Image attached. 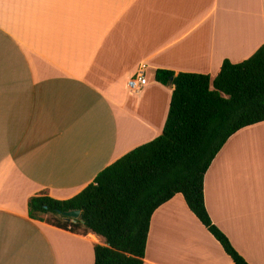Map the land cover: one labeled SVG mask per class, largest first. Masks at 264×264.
Listing matches in <instances>:
<instances>
[{
	"label": "crops",
	"instance_id": "crops-1",
	"mask_svg": "<svg viewBox=\"0 0 264 264\" xmlns=\"http://www.w3.org/2000/svg\"><path fill=\"white\" fill-rule=\"evenodd\" d=\"M262 45L264 0H0V264H94L104 240L32 219L29 199H70L162 134L172 89L157 70L214 78ZM204 199L264 264V122L226 142ZM144 264L234 263L178 194L152 216Z\"/></svg>",
	"mask_w": 264,
	"mask_h": 264
},
{
	"label": "trees",
	"instance_id": "trees-1",
	"mask_svg": "<svg viewBox=\"0 0 264 264\" xmlns=\"http://www.w3.org/2000/svg\"><path fill=\"white\" fill-rule=\"evenodd\" d=\"M155 80L172 89L162 134L101 171L76 196L47 192L28 201L29 215L76 235L94 234V264H144L154 212L180 194L189 211L234 264H250L212 222L204 179L217 154L240 130L264 122V45L249 59L225 60L210 75L159 69ZM80 211L73 222L63 212Z\"/></svg>",
	"mask_w": 264,
	"mask_h": 264
},
{
	"label": "built area",
	"instance_id": "built-area-1",
	"mask_svg": "<svg viewBox=\"0 0 264 264\" xmlns=\"http://www.w3.org/2000/svg\"><path fill=\"white\" fill-rule=\"evenodd\" d=\"M146 82H147V80H146V77L144 74V68L141 67L137 71L135 77L131 78L128 81L127 85L131 91L138 93L142 90L143 86L146 85Z\"/></svg>",
	"mask_w": 264,
	"mask_h": 264
},
{
	"label": "water",
	"instance_id": "water-1",
	"mask_svg": "<svg viewBox=\"0 0 264 264\" xmlns=\"http://www.w3.org/2000/svg\"><path fill=\"white\" fill-rule=\"evenodd\" d=\"M62 215L69 218V219H72L73 222H76V220L80 216V211L75 210V211L63 212Z\"/></svg>",
	"mask_w": 264,
	"mask_h": 264
},
{
	"label": "rangeland",
	"instance_id": "rangeland-1",
	"mask_svg": "<svg viewBox=\"0 0 264 264\" xmlns=\"http://www.w3.org/2000/svg\"><path fill=\"white\" fill-rule=\"evenodd\" d=\"M147 76H148V74H147Z\"/></svg>",
	"mask_w": 264,
	"mask_h": 264
}]
</instances>
